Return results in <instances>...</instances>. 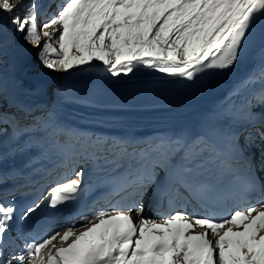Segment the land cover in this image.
I'll list each match as a JSON object with an SVG mask.
<instances>
[{
    "label": "snow or ice",
    "instance_id": "6c2138e0",
    "mask_svg": "<svg viewBox=\"0 0 264 264\" xmlns=\"http://www.w3.org/2000/svg\"><path fill=\"white\" fill-rule=\"evenodd\" d=\"M26 46L48 70L96 62L112 77L144 67L196 83L249 57L255 63L196 127L111 144L63 124L56 106L9 97L0 77V107L9 105L0 110V166L23 159L0 167V184L30 187L33 175H52L43 165L54 158L66 171L50 188L53 216L83 191L78 164L91 163L111 189L107 210L43 235L33 215L42 196L23 206L0 196V264H264V0H0V60ZM251 193L258 203L226 216L187 213L192 202ZM165 200L161 219L143 214L146 201Z\"/></svg>",
    "mask_w": 264,
    "mask_h": 264
},
{
    "label": "bare ground",
    "instance_id": "6f19581e",
    "mask_svg": "<svg viewBox=\"0 0 264 264\" xmlns=\"http://www.w3.org/2000/svg\"><path fill=\"white\" fill-rule=\"evenodd\" d=\"M254 63H255V59L249 57L248 59L245 60V62L238 65L231 72L225 73L222 76L219 74L212 75L211 77H209L206 83H204L203 86L194 89L186 97L187 99L196 98L197 101L190 104L185 103L186 105L183 106L181 104L184 102L180 103L181 101H184L182 97H177V96L166 97V96H162L161 94H154V95L149 94L144 97H127L125 98L127 102L124 104L117 103V101L113 97L100 98L92 95V93L90 92V87H96L97 85L91 84V82L97 81L98 86H103V87L106 85H113L120 83V82L109 81L108 80L109 77L108 78L98 77V78H94L95 80L92 81L90 80L89 83H86L85 81V83L82 84L79 83V84L68 85L67 92L70 93L74 99L67 100V102H65L64 105H68L69 102L83 104L85 107L90 106L91 104H97L98 106H102V107L104 105H107L115 108L114 110H109L110 115H106L107 113L106 114L97 113L96 111L99 112V110H96L95 111L96 113H87L81 110H75L67 106L62 107L61 101L65 99L62 95H60V90L64 89V87L63 88L61 87L62 86L60 85L61 83L55 84L52 82H47L45 84H41L37 86L36 85L25 86L24 85L25 83L28 82H30V84L34 83V81L31 78H28L26 76V74H30L32 71L27 70L26 68H20V71L18 73L19 76L20 73L22 72L26 73V74L22 73V77H21L22 79H19L20 77H17V79L16 77H13L12 79L13 81L14 80L16 81L17 83L16 86L20 87V90H22V92L30 91L31 93L38 94L37 92L41 90H46L47 92L50 93V95L48 96H51V101H50L51 104L52 102H55L54 106H56L57 109L60 106L58 109L59 115L65 121H67L68 124L70 125L73 124L76 130L78 129L79 124H82L84 126L87 125L85 128L82 127V129H84L86 133H89V136L87 137H90L92 139L103 138L111 144L113 141H120V140H144V139L154 138L156 136H159L160 134L168 133L180 127L189 126V125L191 126V123L196 119V117H199L207 113L218 101H220L227 94L233 82L239 79L240 77H242L243 75H245L249 70H251ZM139 68L143 70L147 69L150 71V69L148 68H144V67H139ZM149 71L147 74L150 75L147 74L145 75L146 72H143L141 74L144 75L141 74L138 76L137 74L129 75V76L122 75L116 78L117 80L123 82L136 81V80L151 81L152 79L155 80L165 79V78H161L159 75H166V74L157 71L152 73V71L151 72ZM94 72L100 73L99 70H93V73ZM97 73L95 74V76H97ZM58 76H60V78L63 77L60 74ZM167 77L170 78L169 76ZM54 88L56 90L54 91L55 93L52 94ZM84 99L90 100L92 101V103L80 102L81 100ZM28 102L32 103L31 99L30 101L28 100ZM177 105H181L178 108H182V109L175 111L174 106ZM125 109L131 110L132 112L126 113L125 115L123 114L117 115V113H119L118 111ZM160 109L162 111L158 112L157 110ZM137 110L140 111V113L143 112L144 114L142 113L140 117L136 116L138 114V112H136ZM149 110H152L154 113H147V111ZM254 150L255 149H253V151ZM54 160L55 159H53L52 162ZM22 161L23 159L21 158L16 160L15 162L18 165ZM46 165L49 166L50 164L46 163ZM55 167L56 164H52L47 169L54 170ZM9 182H13V181H9ZM18 190L24 192L26 189L19 188ZM13 191H14L13 187L9 189L7 188L4 189L3 184L2 187H0V194L5 192H13ZM107 207H109V202L104 204L103 206V208H107ZM193 208L197 214L207 215L205 213L202 214L197 209H195V207ZM163 213L164 211H157L148 204H146L143 212L145 216L149 215L150 218L152 219L162 218ZM83 215L84 214H81V211L75 210L74 213L72 214L69 213L65 216H62L60 218L59 226L64 222L72 223ZM136 218H138V216L134 215V220Z\"/></svg>",
    "mask_w": 264,
    "mask_h": 264
},
{
    "label": "rangeland",
    "instance_id": "374dc122",
    "mask_svg": "<svg viewBox=\"0 0 264 264\" xmlns=\"http://www.w3.org/2000/svg\"><path fill=\"white\" fill-rule=\"evenodd\" d=\"M45 2H52L53 5H54L56 2H58V0H45ZM50 11H54V6H53L52 9H50ZM41 42L43 43V40ZM53 46L54 47H58V45L55 44V41H53ZM26 47L28 48L27 51L9 50L8 53L5 56H3L2 60H0V77H2L7 83L8 96L11 97V98H15L16 100H18V101H20V102H22L24 104L33 105V106L37 105V104H40V105L44 104V105H47V106H54L55 102H52V104H51V102H50L51 101V96H48V95H50V93L47 92L46 90H41V91L37 92L38 94L31 93L30 91H29L30 93L29 92H22V90H20V87L16 86V84H17L16 81L15 80L13 81V79H12L13 77H16V79H17V77H20L19 79H22L21 78L22 77V73H24V72L20 73V76H19L18 73L20 71V68H26L27 70L32 71L30 74H26V73H24V74H26V76L28 78H31L34 81V83L30 84V82H28V83L24 84L25 86H28V85H36L37 86V85L45 84L47 82H52V83H55V84L56 83L57 84L61 83L60 84V85H62L61 87L62 88L64 87V89L67 90L68 89V85L79 84V83L82 84V83H85V81H86V83H89L90 80L91 81L95 80L94 78H96V77L115 78V77H112L110 75V73H108L106 70H104L102 68V66L99 65L96 62H94V66H89L90 68L89 67H85L84 69H74V70H72V71H70L68 73L55 72V71L48 70V69L44 68L40 64V61H39L38 55H37L39 49L32 48L31 46H26ZM30 68H32V69H30ZM93 70H99L100 73L96 72L97 76H95L96 73L95 72L93 73ZM148 71L149 70H147V69L143 70L141 68H137L136 71L133 74H131V75L137 74V76H138V75H140L143 72H146L145 73V75H146L148 73ZM151 71H152V73L155 72V70L150 69L149 72H151ZM59 74L62 75L63 77L60 78V76H58ZM141 75H144V74H141ZM147 75H150V74H147ZM58 80H59V83H58ZM55 90L56 89L54 88L52 94L55 93L54 92ZM203 94H204V92H203ZM24 97H25V99H24ZM30 99H31L32 103L28 102V100L30 101ZM195 99L196 98L185 99L184 101H181L180 103L184 102V103L181 104L183 106V105H186L185 103L190 104V103H193V102L197 101V99L196 100ZM65 102H67V100H62L61 101V103H62L61 106L62 107L63 106L66 107L67 106V107H71V108H73L75 110H81V111H84V112H87V113H96L97 112V113H101V114L102 113L103 114L107 113L106 115H110L109 110H114L115 109V108H113L111 106L104 105L105 107L104 106L102 107V106H98L97 104H91L90 106H86L85 107L83 104H77V103H73V102H69V101H68L69 102L68 105H64ZM181 105L174 106V110L178 111V110L182 109V108H178ZM59 107H58V109H59ZM93 109H95V110H93ZM117 109H119V108H117ZM0 110H3V111L9 110L8 103L7 102H3V105H2V107H0ZM96 110H99V112L96 111ZM157 111L161 112L162 110L160 109V110H157ZM118 112L119 113H117V115H119V114L125 115L126 113H131L132 111L125 109V110H120ZM120 112H122V113H120ZM136 112H138V114L136 116H139V117L143 113V112L140 113V111H138V110ZM147 113H154V112L152 110H149V111H147ZM113 116H116V115H113ZM60 120H61V122L63 124L67 125L68 127L72 128V129H75L73 124H71V125L68 124L67 121H65L62 117H60ZM86 126L87 125L84 126L82 124H79L77 130H79V132H81L85 136H89V133H86V131L84 129H82V127L85 128ZM88 128H89V126H88ZM160 135H162V134H160ZM241 140L242 139H240V143L242 142ZM255 151H256V149L254 150V152ZM257 154L259 155L258 152H257ZM15 161H10V162H7V163H10V165H11ZM4 165H2L0 167H3ZM82 166H83V163L82 164H78L76 166V171H83V167ZM9 169H11V168H9ZM59 170H63L61 174H63L66 171L64 168H59ZM258 174L261 177V180L264 181V172H260ZM73 178H75V177H73ZM0 196H3V195H0ZM146 202H145V206H146ZM145 206H144V209H145ZM108 208L109 207L102 208V209L103 210H107ZM102 209L98 208V209L93 210L92 212H87L86 216L94 215L95 212H97L99 210H102ZM193 212H194V209H193L192 205L191 204L188 205L187 206V213L189 215H191ZM134 215H136L135 211L133 212V218H134ZM147 217H150V216L147 215ZM137 219L138 218H136L135 220H137ZM72 223H76V222H72ZM72 223L64 222L56 230L65 229L69 224H72ZM77 227H79L78 224H77Z\"/></svg>",
    "mask_w": 264,
    "mask_h": 264
}]
</instances>
